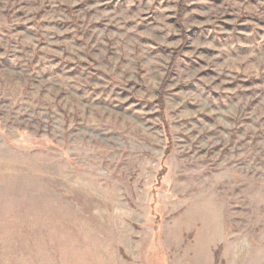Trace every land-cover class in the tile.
Returning <instances> with one entry per match:
<instances>
[{"label": "rangeland", "instance_id": "1", "mask_svg": "<svg viewBox=\"0 0 264 264\" xmlns=\"http://www.w3.org/2000/svg\"><path fill=\"white\" fill-rule=\"evenodd\" d=\"M180 1L0 0V264H264V0Z\"/></svg>", "mask_w": 264, "mask_h": 264}, {"label": "trees", "instance_id": "2", "mask_svg": "<svg viewBox=\"0 0 264 264\" xmlns=\"http://www.w3.org/2000/svg\"><path fill=\"white\" fill-rule=\"evenodd\" d=\"M179 6H180V9H179L178 12H179V14H181V12H182V9L181 8L183 6V0L180 1ZM161 106H162V103H161Z\"/></svg>", "mask_w": 264, "mask_h": 264}]
</instances>
